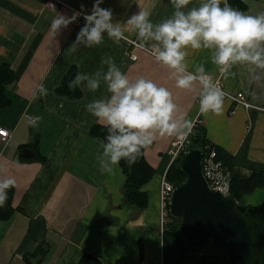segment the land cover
Returning <instances> with one entry per match:
<instances>
[{
	"label": "crops",
	"instance_id": "0c3cea01",
	"mask_svg": "<svg viewBox=\"0 0 264 264\" xmlns=\"http://www.w3.org/2000/svg\"><path fill=\"white\" fill-rule=\"evenodd\" d=\"M60 1L66 6L53 10L50 0H0V65L8 64L16 73L8 91L13 104L0 111V130L9 132L7 142L0 137V178L16 181L11 187L13 214L8 220L0 219V264H82L85 259L98 264H164L160 199L176 138L161 137L157 131L145 152L155 175L143 187L149 207L141 211L125 204L126 176L121 164L111 165V173L99 171L108 158L102 142L92 134L100 125L85 104L110 96L103 80L108 64L101 60L111 58L133 82L144 76L166 87L177 104L178 123L194 121L203 90L199 80L191 90L178 88L175 70L153 55L159 42L140 37L138 29L127 24L143 10L155 27L171 18L175 8L170 0H104L101 7L113 10L112 23L121 27L126 40L117 43L105 32L100 45L81 43L72 51L85 20L78 17L56 33L50 30L51 22L59 14L72 16L81 5L90 13L95 0ZM241 1L247 5L246 14L264 12V0ZM200 3L192 0L182 11ZM185 51L186 72L198 76L203 66L213 81L220 80L231 94H244L254 107L224 100L221 114L203 115L208 141L235 158V171L249 176V165L255 167L252 170L263 169L264 111L257 108L264 109V69L237 64L226 76L212 63L213 50L189 47ZM72 68L98 79L99 89L90 91L87 81H82L79 98L59 94ZM257 76L259 80L254 79ZM41 84L46 96L39 95ZM36 117L40 119L33 127L30 121ZM27 150L33 152L30 159L23 155ZM238 204L264 210V188Z\"/></svg>",
	"mask_w": 264,
	"mask_h": 264
},
{
	"label": "clouds",
	"instance_id": "9594fccd",
	"mask_svg": "<svg viewBox=\"0 0 264 264\" xmlns=\"http://www.w3.org/2000/svg\"><path fill=\"white\" fill-rule=\"evenodd\" d=\"M104 0H95L90 13L74 11L68 17L59 14L51 22V32H58L61 27L67 28L83 15L84 26L77 34L76 45L87 47L100 45L104 33L115 38L119 43L124 39V33L119 25L112 23L113 11L101 7ZM175 8L171 18L154 27L149 19V13L141 10L128 19L127 24L135 26L143 38H151L158 43L153 55L157 62L175 70L178 88L191 90L194 81L202 85L199 113L207 116L209 113L219 115L223 110L225 92L205 72L203 66L198 68L199 75L186 72V49L213 50L211 61L223 75L229 74V69L237 64H252L264 69V12L256 15L246 14L233 8L229 0H201L199 7L182 11L192 0H170ZM223 4V6H221ZM108 64V70L103 75L110 96L107 99H96L85 104L86 111L95 118L96 124L107 129V135L102 142L103 155L108 158L99 169L101 174L111 173V165L119 166L124 160L133 165L142 149L153 144L158 131L161 137H173L182 140L190 134L192 120H184L182 124L174 118L177 104L172 93L154 81L140 76L133 82L129 75L121 71L111 58L101 60ZM254 71V69H253ZM99 76V72L96 73ZM234 75V73H232ZM255 80L260 78L254 77ZM82 81H87V87L95 92L100 87V81L84 73L78 72L69 81L70 90H75ZM39 95L46 96L47 89L39 85ZM30 123L36 127V121ZM11 178H0V207L7 200V190L15 186Z\"/></svg>",
	"mask_w": 264,
	"mask_h": 264
},
{
	"label": "trees",
	"instance_id": "16d2710c",
	"mask_svg": "<svg viewBox=\"0 0 264 264\" xmlns=\"http://www.w3.org/2000/svg\"><path fill=\"white\" fill-rule=\"evenodd\" d=\"M229 4L233 8H237L242 11L247 10L241 0H229ZM77 69L72 68L62 82L58 93L67 96L71 99L79 98L81 91L77 87L74 91L70 90L68 83L72 80L76 74ZM16 82V73L8 64L0 65V111L8 109L12 106L13 101L8 93L9 88L13 87ZM93 136L100 142L104 141V137L108 134L106 128L101 126H95L92 131ZM192 143V144H191ZM190 149L198 148L204 152L216 150L218 154V161H221L232 173L231 181V192L230 196L237 203L247 195L252 194L259 188H264V168H255L253 165H249L251 168V174L249 176L243 175L242 173L235 171V164L232 156L223 151L220 147L212 144L208 141L206 131L204 127H200L195 136L190 138ZM149 147V146H148ZM142 149L137 161L129 166L124 162L120 161V164L124 170L126 176V183L124 187L125 193V204L133 206L139 210H146L149 207L148 195L143 191V187L146 186L154 177L155 170L149 164L146 159L145 152L147 148ZM182 158V157H181ZM181 158L174 162L167 175L166 180L168 183L175 187L181 186L186 181V175L180 169ZM12 189L7 190V200L3 207H0V219L8 220L12 214ZM242 213L247 216L254 230L256 231L257 238L261 243L262 251L260 256V263L264 264V210L248 207H240ZM180 223L177 222L172 216L170 223L164 230V264H184L187 260H192L193 264H226V258L224 256H198L203 252L194 253L187 249L185 241L180 234ZM191 254V255H190ZM188 255L192 256L191 258ZM98 264L94 261L84 260L82 264Z\"/></svg>",
	"mask_w": 264,
	"mask_h": 264
},
{
	"label": "water",
	"instance_id": "95a60500",
	"mask_svg": "<svg viewBox=\"0 0 264 264\" xmlns=\"http://www.w3.org/2000/svg\"><path fill=\"white\" fill-rule=\"evenodd\" d=\"M23 155L30 159L33 152ZM179 166L186 181L173 192L170 214L181 225L187 249L200 253L213 242L226 264H259L262 247L256 231L231 196L209 185L203 170L204 151L189 149Z\"/></svg>",
	"mask_w": 264,
	"mask_h": 264
},
{
	"label": "built area",
	"instance_id": "2783aa9c",
	"mask_svg": "<svg viewBox=\"0 0 264 264\" xmlns=\"http://www.w3.org/2000/svg\"><path fill=\"white\" fill-rule=\"evenodd\" d=\"M49 7L53 10H57L60 6H66L60 0H50ZM113 11V10H112ZM83 18V15L80 16ZM123 40H126L124 38ZM213 83L217 84L224 92H225V99L231 101L236 106H243L245 108H254L247 100L246 96L242 93H238L236 95L229 93L223 83L220 80L213 81ZM199 102L200 99L197 101L198 105V113L193 121V127L191 129L190 134L187 135L185 139L177 140L173 143V147L169 152L171 157V163L173 164L179 158H181L189 149L190 145V138L195 136L196 131L203 126L202 116L199 113ZM260 111H264V109L257 108ZM0 137L3 142H7L9 138V132L6 130H0ZM204 175L209 183V185L226 196H230L231 192V179L232 173L231 171L224 166L221 161H218V154L216 150H211L209 152H204ZM176 189L175 186L168 183L166 178L163 181L162 189H161V219H160V229L164 233L165 228L170 223L171 214H170V205L172 202V195L174 190ZM202 257V254H199Z\"/></svg>",
	"mask_w": 264,
	"mask_h": 264
},
{
	"label": "rangeland",
	"instance_id": "374dc122",
	"mask_svg": "<svg viewBox=\"0 0 264 264\" xmlns=\"http://www.w3.org/2000/svg\"><path fill=\"white\" fill-rule=\"evenodd\" d=\"M188 149H190V146H189ZM163 181H164V179H163ZM163 181H162V184H163ZM203 252L206 255H208V254L210 255V253H212V252L221 253V251L219 250V248L213 242H208L207 245L205 246ZM198 256H200V255H198ZM184 264H193V263H192V260H187V261H185Z\"/></svg>",
	"mask_w": 264,
	"mask_h": 264
}]
</instances>
